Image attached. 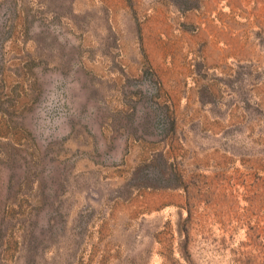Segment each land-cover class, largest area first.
Returning a JSON list of instances; mask_svg holds the SVG:
<instances>
[{
	"label": "rangeland",
	"instance_id": "rangeland-1",
	"mask_svg": "<svg viewBox=\"0 0 264 264\" xmlns=\"http://www.w3.org/2000/svg\"><path fill=\"white\" fill-rule=\"evenodd\" d=\"M0 264H264V0H0Z\"/></svg>",
	"mask_w": 264,
	"mask_h": 264
}]
</instances>
